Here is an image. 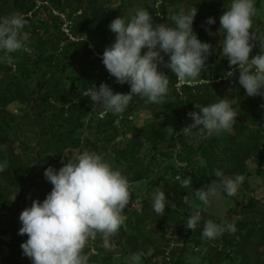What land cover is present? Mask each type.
I'll use <instances>...</instances> for the list:
<instances>
[{"label": "rangeland", "instance_id": "1", "mask_svg": "<svg viewBox=\"0 0 264 264\" xmlns=\"http://www.w3.org/2000/svg\"><path fill=\"white\" fill-rule=\"evenodd\" d=\"M103 2L104 0H66L65 2L61 0H33V8L22 15L25 18H31L33 12L41 10V14H44L46 18L44 22L50 24L48 28L49 32L43 34V36H49L51 29H56L57 27V31L60 33L59 42L57 41L58 48L71 41H86L93 48V40H97L95 39V35L98 36V42H104L107 46L111 45L115 40V33L110 31L108 27L111 21L119 16L126 20L130 19L137 8L149 11L153 17L154 24L165 23L167 25L173 23L169 20V17L178 12L179 9L188 10L197 8L193 29L202 41L208 38L207 36H212L214 31H219L220 16L230 4V0H109L107 5L111 9L109 16L111 19L101 23L103 25L102 29L96 30L95 26L90 28L92 16L88 8L101 5ZM255 7L257 11L252 17L250 32L255 33L259 37L261 34H264V0H256ZM215 10H219V13H215ZM8 15L10 14H4L0 10V17ZM96 17L98 21L105 19L98 15ZM208 17H214L216 23L207 25L206 20ZM31 22L34 23V26L26 25L22 30V35L25 37L26 50L10 55L12 57L18 56L25 68L32 67L30 63L26 62H35L37 65L35 68L38 71L34 74L30 72L31 75L28 82L31 87L45 90L54 81V76L58 72L57 65L63 62V59L60 57L59 49L53 51L47 47L45 50L40 51L32 48L35 36L33 30H36V22L34 20ZM211 26L214 29H211ZM209 30L211 34H209ZM222 38V33H219V39L215 44L212 40L209 41L213 47L211 56L215 57V62L212 65L214 72L191 81H181L177 78L178 83L176 86L201 82L213 83L219 80L225 81L222 89L223 96L221 98L237 101L238 112L235 117L236 122L234 127L230 133L213 134L206 139H200L197 136L191 138L184 136L185 145H192L194 150L190 156L182 153L183 157L181 156V158H184L183 161H180V155L176 147L173 148L179 142L178 136L182 134H174L171 138L163 135L162 148L156 151L157 156L163 161L161 167H166L168 171L173 172L174 180H177V176L180 177V180L186 179L189 176L191 177L192 185L188 188L190 191L189 195H183L184 197L192 196L196 189L207 187L213 189L215 195L210 197L207 205L197 201L198 209H191L190 214L187 216H184V213L181 212L182 210L177 209L176 211L169 212L168 220L164 221V219L161 220L158 214L155 215L152 209L153 223L149 221L145 225L131 230L125 225V222L118 233L127 232L126 234H128L133 231L140 234L141 240L145 241L142 247H139V245L137 248L134 247L131 239H128L126 236L120 239L121 233L109 238L110 248L106 249L101 235L97 234L94 239L90 238L88 240L83 250V253L88 257L87 264H129L131 256L135 253H142L141 264H155L154 262L156 264H264V215L257 217V215L245 212V210L242 211L239 206L227 212L230 207L234 206L232 197L243 201H246L247 198H252L255 207L264 211V97L260 95L251 97L246 95L245 90L239 85V72L236 71V66H232L229 70L233 71L232 76L227 75L229 71H226V74L222 75L217 73L223 71L224 63L229 64L227 58L220 55L222 51L220 41ZM256 51H260L258 41L254 43L250 56L256 55ZM53 52L54 58L50 57ZM0 55L5 54L0 53ZM93 56L102 58V55L96 53ZM163 65H158V69L163 68ZM2 66H9V64L0 62V67ZM12 68L14 69L15 66L12 65ZM164 68L166 69V66ZM63 71V76L68 79L66 90L69 93L67 95L70 96V104L74 105V115L78 116L79 122L83 124L71 136L70 140L72 141H76L77 139L84 140L86 137H91V133L93 134L96 131H107L110 133L114 127L122 128V125L128 126L129 130L136 128V139H142L143 135L147 132L152 136L156 135L158 128L161 127L160 122L164 123L167 120L166 117H162V112V114L153 113L148 107L138 106L135 109L133 108V113L129 112L131 114L124 124L117 123V120L120 118V116H117L111 126L105 127L104 120H99L101 118L99 112L102 111V108L97 106L94 110V102L91 101L89 96L82 94L88 91H82L77 84L72 83L71 78L78 73L77 70L66 68ZM1 78H5V76L1 75ZM45 80V87H39L40 83ZM125 84L124 93H127L130 90V86L127 83ZM209 96L203 95V100L200 104L207 105L219 100L218 98L211 100ZM139 98L144 101L143 98ZM131 104L132 106L135 105L130 102L129 106ZM37 109L38 101L35 99L34 93L25 92L20 100L15 101L5 110L0 111V119L7 110V112H11L14 115L19 113L15 117L21 121L22 125L27 122V125L22 127L24 129V136L22 135L19 141L15 140L14 144L7 142L5 148L2 149L5 158L12 159L13 163L19 167L21 166L20 164L26 166L25 173L20 170L18 172L0 173V195L3 196L5 205H9L16 198L18 199V196L20 198L21 195H24V199L27 200L24 204L30 207L31 204L29 202L35 196L33 193L37 195L43 190L45 192L51 191L53 185L45 178L44 174L40 175L39 165L42 164L40 162L41 159L53 158L59 166L58 168L57 164H53L52 166L58 170L62 166V163L68 162L69 157L64 153L71 155L83 151H93L83 146L79 148L68 147L57 155L52 149L47 148L49 143L54 145L56 138H53L52 135L43 136L39 134L38 126L32 123L33 115L37 112ZM198 110L196 109V111ZM114 116L116 115H111L110 118ZM110 118H106L107 121H110ZM172 123L173 120L168 121V125H164L163 128L166 129ZM182 123L184 122L182 121ZM184 127H178L177 132H180ZM100 136L102 137V134ZM42 137L44 138L42 139ZM250 138L258 141L257 150L252 153L249 149L250 145L253 144V142H250ZM45 139L48 140L45 141ZM126 143L122 132L118 130L112 150L108 146L107 151L102 153L110 165L113 166L117 160L123 159L117 155V150H120L119 147ZM149 145L147 144L146 146ZM146 146L143 144L140 147V150L144 153L148 151ZM121 152H126V149H122ZM213 152L215 154L210 156ZM211 160L215 162L212 165L213 171L217 169L223 171L224 175L222 178L216 177L213 179L210 170ZM164 169L160 168L159 171L162 172ZM238 174L244 175L245 180L239 186L237 194L231 197L225 192L223 193V180ZM36 182L40 184L36 185ZM2 186L8 189H1ZM149 187L150 184L145 178L129 182L130 200L123 210L129 214L128 217L139 214L143 208V202H149ZM48 188H50L49 191ZM183 196L181 197L182 199L184 198ZM23 201V199L19 200L20 203H23ZM150 206H152V202ZM196 211L201 216L199 227L195 230L186 228L185 223ZM19 215L20 213H17V219L15 220L11 218L10 214L8 215L0 211V264H19L18 259H15L16 252L14 248L15 242L20 240L16 236L17 231L22 226L19 221ZM259 218H262L261 223L253 221ZM207 220H212L217 224H223L222 222H237L242 227H237L234 232L225 231L224 233L228 234H225L223 240H219L218 251L214 249L217 246V238L209 240L201 236L203 223ZM14 224L16 232L11 231ZM257 224L259 225L258 227H256ZM241 237L248 239L243 249L239 247ZM25 238H28L27 234H24L21 243L26 241L24 240ZM20 252L21 256H25L22 253V249ZM11 254H13V257H11ZM152 254L154 256L147 263L148 257ZM21 260L24 263L26 259L22 258ZM28 264H32L30 258H28Z\"/></svg>", "mask_w": 264, "mask_h": 264}, {"label": "clouds", "instance_id": "2", "mask_svg": "<svg viewBox=\"0 0 264 264\" xmlns=\"http://www.w3.org/2000/svg\"><path fill=\"white\" fill-rule=\"evenodd\" d=\"M255 3L256 0H230L220 16L219 32L223 35L220 55L227 58L230 66H236L239 85L247 96L264 97V34L258 37L250 32L252 17L257 11ZM196 14L197 8H181L171 15V25H154L151 13L137 8L130 19L119 16L111 21L108 27L115 33V40L103 51L102 63L118 83H127L130 90L117 92L107 83H101L94 90L82 93L94 102V110L97 106L102 108L101 118L109 112L122 115L134 96L143 98L146 104H165L169 79L158 70L160 64L181 81L199 78L213 47L209 42H202L194 32ZM214 23V17L207 18V25ZM27 24L28 20L19 13L0 17V53L5 54L0 55V62L12 64L10 54L26 50L22 30ZM256 41L260 51L250 56ZM227 73L233 75V71ZM194 107L199 110L187 113L192 122L180 132L168 126L165 129L168 136L179 133L189 138L206 139L213 134L230 133L234 127L238 112L236 100L221 98L207 105L197 103ZM64 154L69 157L67 163H62L58 170L53 166L44 170L45 178L53 185L51 191L43 201L33 200L19 215L22 224L19 234L28 237L20 247L32 264H87L88 257L83 250L88 240L100 234L108 249L109 238L125 223L122 213L129 204L131 192L122 171L110 165L102 153ZM7 167L8 161L0 160V173ZM223 175L222 170L215 171L216 177ZM176 179L182 189L192 185L190 176L183 180L177 176ZM244 180V175L239 174L224 179V192L228 196L236 195ZM194 195L196 200L207 205L215 191L209 187L199 188ZM151 199L152 208L159 217L165 214L166 205L172 204L161 190H156ZM192 206L198 209L195 201ZM200 223L201 216L196 211L185 226L195 230ZM203 225L201 236L209 240L225 231H235V225L228 222L217 224L207 220ZM141 257L142 253L133 254L129 264H141Z\"/></svg>", "mask_w": 264, "mask_h": 264}, {"label": "trees", "instance_id": "3", "mask_svg": "<svg viewBox=\"0 0 264 264\" xmlns=\"http://www.w3.org/2000/svg\"><path fill=\"white\" fill-rule=\"evenodd\" d=\"M65 2L66 0H61ZM109 3V0H104V2L101 5H97L91 8H88V11H90V15L92 16L90 20V28L95 26L96 30L102 29L103 25L101 23H104L105 21H108L109 16L111 14V9L107 5ZM33 8V0H0V10L1 12L5 13H19V14H26L29 10ZM215 13H219V10H215ZM213 13V14H215ZM96 15L101 16L105 18L104 20L98 21L96 20ZM28 20L27 25L34 26V23L31 21H35V27L36 30L34 31V42L32 44V48L34 50H40L43 51L47 47L53 51L59 49L60 57L63 59V62L59 63L57 65V74L54 76V81L48 85L47 89L45 90H39L35 87H31L29 81L31 73L34 74L38 70L35 68L37 65L35 62H26L30 63L32 66L31 68H25L23 62L21 61L18 56L13 57V63L9 64V66H2L0 67V111L5 110L9 105L14 103L15 101H18L21 99L22 95L26 92L34 93L35 99L38 101V109L37 112L33 115L32 123H35L38 126V132L39 134H42L43 136L46 135H52L53 138H56V142L53 144L49 143L47 148L52 149L54 153L59 155L61 151H63L65 148L73 147V148H79L80 146H83L86 149H92L93 151L97 153H105L107 151V147L109 146L110 150H112V146L114 144V139L116 138L117 131H121L123 134V137L126 139V144H122V146L119 147L120 150H117V155L122 160H117L115 162V165H113L114 168L120 169L122 171V174L125 175L128 179V182H134L138 181L141 178H145L149 184V202H143V208L139 214L136 216H130L128 217V213L124 211L125 217V225L129 227V229L138 228L139 226L145 225L147 222L152 221V206H150V203L152 202V194L156 190L165 191L166 197L172 202V204L166 205L165 207V214L161 216V220L164 219V221L168 220L169 212L176 211L177 209L182 210L181 212L184 213V216H187L190 214V210H195L192 206V202L195 201L197 204V201L195 199V195L184 197L183 195L188 194V189H182L179 186V181L174 180L173 172H170L167 170L166 167H161L163 164V161L161 158H159L156 154V151L162 148V136L167 135L164 125H168V121L173 120V123L170 124L171 127L177 131L178 127H184L185 125L191 123V118L187 115L188 112L196 110L194 107L197 103H201L203 100V95H210L211 100L215 99H221L223 96V87L225 84V81H214L213 83H196V84H182L180 86H176L178 83V79L174 73H171V71H168L169 69L166 67L159 68V71L164 72L168 75L169 79V91L166 96L167 102L165 104H157V103H148L146 104L144 101H142L138 96H134L132 103L135 105L128 106L126 109V112L122 115H116L113 118H110L111 115H114L112 113H108L106 118H110V121H107L105 116L103 118H100L99 120H104V126H111L114 122L115 117L120 116L119 120H117V123L124 124L127 121L128 116H130L131 113H133V108L135 109L138 106L141 107H148L152 110L153 113H163L162 117H166V122H160V128L157 130L156 135H151L145 133L143 135L142 139H136V128L132 130V128L129 130L128 126H123L122 128L118 127L113 129L112 132H93L91 133V137H86L84 140H76L72 141L70 140L73 133L83 126L82 123L79 122V117L74 115V105L70 104V96L68 91L66 90L68 79L67 77L63 76V70L68 68H74L77 70L78 73L72 76L71 80L73 84H77L78 87L82 91H91L95 89V86L98 87L101 83H107L114 91L117 92H125L126 84H120L116 81V79L111 76L108 71L106 70L105 66L102 63V58H98V56L94 57L93 54L96 53L98 55H102L103 51L107 47V44L104 42H98V36L95 35V39L93 40L92 46L90 47L88 42L86 41H71L67 42L65 45H63L61 48H58V38L60 36V33L56 29H51L49 36L44 37L43 34L49 32L48 28L50 27V24L47 22H44L45 16L44 14H41V10L35 11L32 13L31 18H26ZM169 20L170 17H169ZM171 22V21H170ZM155 25V24H154ZM207 27V26H206ZM211 29H214L213 26L210 27ZM81 31V30H80ZM80 33V32H79ZM219 31H214V33L209 36L208 38H205L202 40V42H209L210 40L215 42L219 39ZM100 34V33H99ZM102 39V38H101ZM207 39V40H206ZM206 40V41H205ZM59 42V41H58ZM217 45V44H216ZM95 50V52H94ZM259 51H256V54H258ZM41 55V53H40ZM50 57L54 58V52ZM37 59V58H36ZM52 59V58H51ZM49 59V60H51ZM165 61L167 60V56L164 57ZM215 60V57L209 56L208 59L205 62V65L203 66L200 77H204L207 74H210L214 72L213 62ZM44 61V60H43ZM12 65L15 66V68H12ZM33 68V69H32ZM232 68L229 64L224 63L223 71L217 72L219 75L226 74V71H229ZM60 70V71H59ZM218 71V70H217ZM31 72V73H30ZM1 75H4L5 78H1ZM234 79V78H233ZM12 80V81H11ZM227 81V80H226ZM46 84V80L40 83L41 88H44ZM131 113L129 114V112ZM161 113V114H162ZM19 113L15 114L18 115ZM14 114L11 112L5 111V113L2 115L0 119V146H3L5 148V144L9 142L10 144H14V141H19L21 136L23 134L24 129L23 126H26L27 122L22 125L21 121L15 117ZM182 121L184 123H182ZM137 128H139L137 126ZM102 134V137L100 136ZM172 137V136H168ZM178 144L173 146V148L176 147L177 152L180 155V161H183L184 158H181V154L185 153L189 156L193 154V146L192 145H185V139L183 135L178 136ZM44 137H42L43 139ZM48 139H45L47 141ZM250 142H253L251 147H249L250 152L257 150L258 147V141H254L253 138H250ZM146 146L147 144H150L149 146H146L148 149L147 152H142L140 150V147ZM243 146V145H242ZM122 149H126V152H121ZM40 153V151H39ZM38 153V154H39ZM215 152L211 153L210 156H213ZM183 157V156H182ZM7 160L8 161V167L5 169L3 173L8 172H18L20 170L21 172L25 173L26 166L24 164H20L21 166H17L14 164L13 160L10 158H5L4 154L2 153V150H0V160ZM41 159V158H40ZM40 162L42 163L39 165L40 167V175L44 174L45 168L52 166L53 164H57L53 158L48 159H41ZM211 173L213 179L216 178L215 171H213L212 165L215 164L214 160H211ZM12 163V164H11ZM57 164V168H58ZM56 168V169H57ZM160 168H165L164 171L160 172ZM230 174V172H229ZM193 177L196 179V177L193 175ZM221 178V177H220ZM219 178V179H220ZM218 179V180H219ZM40 183L36 182V185ZM1 189H8L7 187H1ZM50 188H48L49 191ZM50 192V191H49ZM49 192H45L44 190L42 192H39L37 195L33 193L35 196L33 200H40L43 201V199L46 197V195ZM224 193V190H223ZM184 197L183 199L181 197ZM232 197V196H231ZM234 201V206L230 207L227 212L232 211L233 208H236L237 206L241 207V210L248 213H252L253 215H257V217H260L264 215V211H261L259 208L255 207L254 201H252V198H247L246 201L236 199L235 197H232ZM3 196L0 195V211H3L4 213L10 214L11 218L17 219L16 215L20 210H24L27 206L24 204L26 203V199H24V195L18 196V199L12 200V202L9 205H5V202L3 200ZM23 199V203H20L19 200ZM33 200L29 202V204H32ZM28 204V205H29ZM198 205V204H197ZM226 212V213H227ZM127 214V215H126ZM157 213H155L156 215ZM226 215V214H225ZM128 217V218H127ZM14 222V220H12ZM255 223H261L262 218H259L257 220H253ZM225 223V222H222ZM235 225V229L240 228V226L237 222L233 223ZM254 224V223H253ZM259 225L257 224L256 227ZM123 227V225L121 226ZM255 227V226H254ZM12 232H16V226L15 224L11 228ZM122 232H119L117 234H121ZM127 233V232H126ZM122 233L120 235V239L122 237H127L128 239H131V242L133 243L134 247L143 246L145 241L141 240L142 237L140 234L134 233L133 231L126 234ZM225 234L228 233H222L219 237H217V246L214 249L218 250L219 240H223L225 237ZM16 236L20 239L19 241L15 242L14 248L16 252V258L18 259L19 264H28V257L27 256H21L20 252V243L21 240H23L24 235H20L19 231H17ZM233 236V235H232ZM231 237V236H230ZM119 239V240H120ZM231 239V238H230ZM24 240H27L25 238ZM234 240V239H231ZM235 242V241H234ZM233 242V243H234ZM246 242H248V239L246 238H240L239 247L243 249V247L246 246ZM230 244V242H228ZM18 245V246H17ZM219 251V250H218ZM14 254V253H13ZM13 254H11V257H13ZM154 256L152 254L148 257L147 263H149L150 258ZM26 259L23 263L21 259ZM14 260V259H13ZM156 264V262H154Z\"/></svg>", "mask_w": 264, "mask_h": 264}]
</instances>
